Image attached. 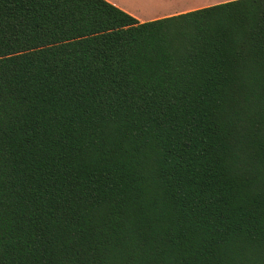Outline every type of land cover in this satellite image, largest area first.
Wrapping results in <instances>:
<instances>
[{
  "label": "trees",
  "instance_id": "trees-1",
  "mask_svg": "<svg viewBox=\"0 0 264 264\" xmlns=\"http://www.w3.org/2000/svg\"><path fill=\"white\" fill-rule=\"evenodd\" d=\"M0 264H264V0H0Z\"/></svg>",
  "mask_w": 264,
  "mask_h": 264
},
{
  "label": "crops",
  "instance_id": "crops-1",
  "mask_svg": "<svg viewBox=\"0 0 264 264\" xmlns=\"http://www.w3.org/2000/svg\"><path fill=\"white\" fill-rule=\"evenodd\" d=\"M135 18L147 22L230 0H105Z\"/></svg>",
  "mask_w": 264,
  "mask_h": 264
},
{
  "label": "rangeland",
  "instance_id": "rangeland-1",
  "mask_svg": "<svg viewBox=\"0 0 264 264\" xmlns=\"http://www.w3.org/2000/svg\"><path fill=\"white\" fill-rule=\"evenodd\" d=\"M218 1H220V0H217V1H215V2H218Z\"/></svg>",
  "mask_w": 264,
  "mask_h": 264
}]
</instances>
